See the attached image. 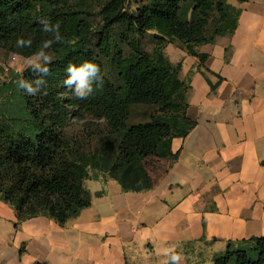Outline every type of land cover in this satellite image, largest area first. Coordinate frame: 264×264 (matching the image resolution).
<instances>
[{
    "label": "trees",
    "instance_id": "1",
    "mask_svg": "<svg viewBox=\"0 0 264 264\" xmlns=\"http://www.w3.org/2000/svg\"><path fill=\"white\" fill-rule=\"evenodd\" d=\"M64 1L0 0V46L7 52H39L48 38L39 19L61 21L63 42L49 48L55 57L39 94L30 96L15 83L34 78L28 66L12 70L9 80L0 76V93L5 94L0 105V198L15 207L19 218L48 215L61 223L90 205L87 179L112 177L124 190L153 185L146 159L172 153L171 138L187 134L195 124L186 114L189 85L178 75L181 62L175 65L163 45L180 40L189 53L204 58L197 46L232 34L242 11L230 0H141L130 8L127 0H107L101 8L104 23L91 46L92 22L69 13ZM118 24L125 26V40L133 50L117 61L121 83L111 96L94 85L87 99L74 98L63 84L66 65L92 61L102 75L101 58L113 57ZM147 32L155 39L152 52L142 48ZM18 37L31 38L32 47L17 48ZM15 96L19 104L11 101ZM150 102L161 104L164 113L170 106L178 112L129 125L131 105ZM88 117L103 119L105 129L92 135L69 132L72 118ZM215 264H264V235L229 241Z\"/></svg>",
    "mask_w": 264,
    "mask_h": 264
},
{
    "label": "crops",
    "instance_id": "2",
    "mask_svg": "<svg viewBox=\"0 0 264 264\" xmlns=\"http://www.w3.org/2000/svg\"><path fill=\"white\" fill-rule=\"evenodd\" d=\"M230 2L237 27L198 45L204 58L166 47L195 124L171 138L153 185L87 179L90 205L63 223L0 198V264H166L172 246L182 264H215L229 241L264 235V0Z\"/></svg>",
    "mask_w": 264,
    "mask_h": 264
},
{
    "label": "rangeland",
    "instance_id": "3",
    "mask_svg": "<svg viewBox=\"0 0 264 264\" xmlns=\"http://www.w3.org/2000/svg\"><path fill=\"white\" fill-rule=\"evenodd\" d=\"M107 0H65L64 4L68 7L69 13L75 12L80 17H86L92 22L93 32L90 34V42L89 45L93 46L97 42V31L104 23L103 16L101 13V8ZM141 0H127L126 7L134 6L137 2ZM235 1V0H230ZM73 14V13H72ZM126 28L122 24H118L113 29L114 36V51L113 57H102V61L105 65V71L101 75L103 77V87L100 88L101 92L105 96H111L115 90V88L121 83V77L119 75V64L118 59L121 60L123 57H130L133 55V50L129 43L125 40ZM134 36V35H132ZM169 45L168 52L172 54V52H180V49L176 46H183L180 40H175L172 42H165L163 45V50L166 53V47ZM155 46V39L151 35V32H147L142 37V48L145 51L152 52ZM53 58L55 57L54 52L51 49H46ZM13 53L15 52H7L3 47L0 46V63L1 65L7 67L0 70V76L3 80L10 79L11 71L18 70L23 71L28 66V61L35 54L24 56L21 54H17L16 59H13ZM38 53V52H37ZM173 56V55H172ZM176 65L177 63L174 62ZM179 73V71H178ZM5 94L0 93V105L4 100ZM16 104H19V98L17 96L11 99ZM178 109L176 106H170L166 113L161 108V104L159 103H134L130 107V114L128 117V124L140 123L149 121L154 115H176ZM89 123H85V122ZM103 119H91L88 118H72V123L69 127V132L77 133H88L97 134L102 128L105 129ZM160 156L151 155L146 159L147 167L149 172L152 175L153 171H157L160 165V161H158Z\"/></svg>",
    "mask_w": 264,
    "mask_h": 264
},
{
    "label": "clouds",
    "instance_id": "4",
    "mask_svg": "<svg viewBox=\"0 0 264 264\" xmlns=\"http://www.w3.org/2000/svg\"><path fill=\"white\" fill-rule=\"evenodd\" d=\"M41 32L47 34L48 38L41 43L40 50L28 61V68L33 74V79L21 78L15 81L17 87L30 96H36L46 86L45 77L50 74V65L53 57L48 54L46 49L51 48L54 43H62L61 21H52L49 17L39 19ZM17 48H31L32 39L18 37L16 41ZM66 78L63 84L71 89L74 98L79 100L87 99L96 88L103 87V77L99 65L92 61L85 60L80 64L69 62L65 67ZM46 94V93H45ZM163 255L168 257L166 264H182L184 257L176 251V247H167L163 250Z\"/></svg>",
    "mask_w": 264,
    "mask_h": 264
},
{
    "label": "built area",
    "instance_id": "5",
    "mask_svg": "<svg viewBox=\"0 0 264 264\" xmlns=\"http://www.w3.org/2000/svg\"><path fill=\"white\" fill-rule=\"evenodd\" d=\"M13 59H16V57H17V54L16 53H13Z\"/></svg>",
    "mask_w": 264,
    "mask_h": 264
}]
</instances>
